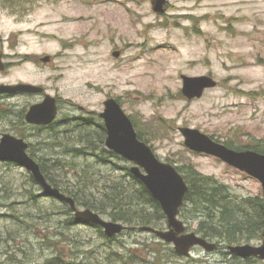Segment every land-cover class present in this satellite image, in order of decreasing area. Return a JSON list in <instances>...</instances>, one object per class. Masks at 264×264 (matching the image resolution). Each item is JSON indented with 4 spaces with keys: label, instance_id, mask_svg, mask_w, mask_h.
Wrapping results in <instances>:
<instances>
[{
    "label": "rangeland",
    "instance_id": "rangeland-1",
    "mask_svg": "<svg viewBox=\"0 0 264 264\" xmlns=\"http://www.w3.org/2000/svg\"><path fill=\"white\" fill-rule=\"evenodd\" d=\"M153 2L0 0V55L10 64L0 71V83L40 85L60 100L57 120L35 127L27 125L25 115L42 96L0 98V133L20 137L22 129L28 153L50 164L71 187L64 189L101 198L115 191L116 183L128 188L134 184L128 174L132 163L106 151L101 142L99 113L108 98H115L160 160L185 172L191 165L217 178L239 196L233 197L236 202L249 196L264 199L258 179L212 155L191 151L179 130L197 128L221 143L229 140L239 146L264 139V0H167L162 14L154 11ZM45 55L52 57L49 63L40 60ZM182 75H208L218 85L189 100L182 92ZM72 119L92 121L83 133L90 135L94 149L76 140L82 133L73 132L71 125L65 132L69 138L55 136ZM63 209L61 201L43 195L30 171L0 161V264L45 263L57 252L44 235L59 241L72 264H121L123 259L130 264L131 258L147 264L149 248L141 255L133 252L143 244L162 249L166 256L158 263L244 264L231 260L229 245L219 238H207L221 245L213 252L196 246L191 256L171 257L174 246L153 232L126 230L109 240L92 224L68 226L70 214ZM98 213L116 221L109 213ZM179 218L187 232L203 235L199 225L205 218L192 204L183 205ZM154 224L148 226L168 228L166 218ZM58 230L66 238L56 236ZM263 239L253 235L237 244L260 245Z\"/></svg>",
    "mask_w": 264,
    "mask_h": 264
},
{
    "label": "water",
    "instance_id": "water-1",
    "mask_svg": "<svg viewBox=\"0 0 264 264\" xmlns=\"http://www.w3.org/2000/svg\"><path fill=\"white\" fill-rule=\"evenodd\" d=\"M166 2L167 0H154V11L164 13ZM113 54L118 57L120 52L114 51ZM50 60L49 55L42 57L45 63ZM5 67L2 55H0V70H5ZM182 80V92L189 100L201 98L205 90L218 85V82L208 75H182ZM21 91L40 93L43 87L31 83H0V95L17 94ZM58 110L56 97L47 94L42 102L33 104L29 108L26 121L30 124L48 125L56 119ZM99 116L104 120L107 131L106 148L132 163L131 173L145 185L160 203L167 216V229H157L151 226H141L139 229L153 232L162 240L173 244L175 251L182 256H190L195 246H201L208 252L214 251L217 243L209 241L196 232H186L187 227L179 218L189 187L178 169L172 163L160 160L152 147L139 138L132 119L117 99L108 98ZM179 130L185 139V145L190 150L215 156L230 166L251 175L261 182L264 192V153L252 149H232L197 128L180 127ZM28 148L29 143L24 138L11 133H3L0 140V161L14 162L25 167L42 187L45 196H51L69 204L77 222L99 226L110 238L121 234L128 228L134 229L121 222L106 220L90 208L80 209L72 196L65 194L48 181L39 162L28 153ZM228 249L243 258L255 256L264 260V239L260 245L246 243L231 245Z\"/></svg>",
    "mask_w": 264,
    "mask_h": 264
},
{
    "label": "trees",
    "instance_id": "trees-1",
    "mask_svg": "<svg viewBox=\"0 0 264 264\" xmlns=\"http://www.w3.org/2000/svg\"><path fill=\"white\" fill-rule=\"evenodd\" d=\"M80 120H68L69 123L65 124L64 129H59L60 131L54 129V134L56 137L64 134L66 138H69L70 135L65 132L71 131L69 130L71 125V127L74 128L73 132L80 130L79 132L82 133L76 140L86 143L87 149H94V144L89 139L90 135H84L83 133L85 130L87 131L91 128L93 123L90 119H82L83 122ZM98 127L101 128V132L103 131L104 133V136L101 138V142H104L107 136L105 125L101 123ZM138 135L140 139L145 140L142 131H138ZM224 144L236 150L253 149L260 153H264V139H259L253 143L241 146L229 140L224 142ZM106 151H108V149ZM39 163L42 172L53 186L58 187L62 192L72 196L77 204L97 212L109 213L116 221H124V223L129 226L135 227L152 225L155 221L156 224L154 225L157 226L158 222L164 221L166 218L158 201L153 198L145 185L135 178L130 171L128 174L132 175V181H134V184L130 183L131 188L125 187L123 183L119 182L112 186V189L115 191H106L104 196L96 198L95 195L83 194V192L80 193L78 190L74 192L64 189L63 186L70 187V185H65L61 179L56 176L55 172L53 173L51 165L46 162L42 163L41 161ZM186 168H188V172L183 171L184 169L182 167H177L189 186L188 192L185 195V204H192L196 211L199 210L203 214L205 219L202 220L199 225V231L203 233V237L219 238L220 240L226 241L228 245L240 243L242 239L253 238V235L258 238L262 237L264 231V199L261 195L259 197H241V201L236 202L233 197L239 196L233 195L228 185L213 176H205L199 173L191 165H187ZM36 197L37 196L33 194L32 198L36 199ZM63 204L64 208L66 207L67 209L61 211L67 214L69 212L70 214V217L65 223L68 226L78 224L70 206L67 203ZM136 206H140V208L136 209ZM149 207L152 210H150ZM99 232L103 237L105 236L101 228H99ZM56 233V236L66 238L64 232L58 230ZM42 238L45 239L47 245L54 247L57 252L55 256L51 257L43 264H72L65 260L67 255L59 247V241L56 240L54 242L45 235ZM115 238L116 237L108 239L113 240ZM154 245L143 244L142 249L135 248L133 252L141 255L145 248H149L147 259L144 258L147 264H173V259H170L172 262L168 260L167 262L158 263L157 260L161 259L160 261H162L166 255L162 257V249ZM158 245L163 246L164 244L162 242ZM165 250L170 251V248L166 247ZM170 253L171 257H176V252L172 250V248ZM149 257L153 258L152 261L148 260ZM131 259L132 262L135 264L137 263V261H134V258ZM123 260L121 264H129L126 259Z\"/></svg>",
    "mask_w": 264,
    "mask_h": 264
},
{
    "label": "flooded vegetation",
    "instance_id": "flooded-vegetation-1",
    "mask_svg": "<svg viewBox=\"0 0 264 264\" xmlns=\"http://www.w3.org/2000/svg\"><path fill=\"white\" fill-rule=\"evenodd\" d=\"M2 55H3V60L6 58V55L4 56V54L3 53H1ZM42 57H40V60L42 61V59H41ZM51 60H52V57H51ZM5 62V61H4ZM43 62V61H42ZM5 64H6V68H8V66L10 65L9 63H7V62H5ZM18 83H25V82H22V81H20V82H18ZM47 94H49V93H47L46 92V90L45 89H43V91L42 92H40V93H27V92H19V93H17V94H4V95H0V98H2V99H4V98H11V97H15V96H20V97H22V96H25V95H40V96H42L43 97V99L45 98V96L47 95ZM57 98V97H56ZM57 105H58V107H59V110H60V100H59V98H57ZM82 109V108H81ZM26 114H27V112H26ZM25 117H26V115H25ZM57 120V119H56ZM27 122V121H26ZM52 124V123H51ZM27 125H29V126H35V127H47V126H50V124H48V125H37V124H30V123H28L27 122ZM21 127H22V111H21ZM2 134L3 133H0V138H1V136H2ZM20 137L22 138V129H21V135H20ZM29 147H30V144H29ZM232 245H237V244H232ZM221 248V245H218V247H217V249H220ZM232 261L233 260H236V261H238V262H242V263H244V264H248V263H250L251 261H253V262H257V263H261V262H264V260H262V259H260V258H258V257H255V256H253V257H248V258H243V257H241V256H239V255H237V254H235V253H232Z\"/></svg>",
    "mask_w": 264,
    "mask_h": 264
}]
</instances>
